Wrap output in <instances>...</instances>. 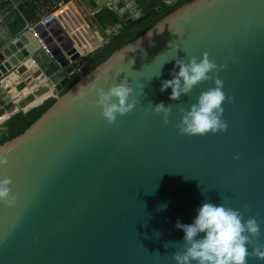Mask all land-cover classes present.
Returning a JSON list of instances; mask_svg holds the SVG:
<instances>
[{"label":"water","instance_id":"1","mask_svg":"<svg viewBox=\"0 0 264 264\" xmlns=\"http://www.w3.org/2000/svg\"><path fill=\"white\" fill-rule=\"evenodd\" d=\"M154 1L159 11L174 0ZM95 2H110L119 14L135 8L132 0ZM35 31L52 35L43 41L48 53L33 41L36 60L20 47L25 35L0 50V122L56 98L21 135L0 145L6 161L0 175L11 179L17 196L13 207L0 204V264H174L173 253L183 250L176 221L191 223L208 201L254 217L257 242L264 243V0H194L62 96L67 69L102 44L80 53L56 20ZM203 53L218 66L227 127L187 136L178 131V109L187 110L212 80L176 101L160 83L171 79L175 60L199 61ZM121 79L136 103L109 125L87 91ZM149 102L170 106L167 124ZM247 264L264 260L250 257Z\"/></svg>","mask_w":264,"mask_h":264},{"label":"clouds","instance_id":"2","mask_svg":"<svg viewBox=\"0 0 264 264\" xmlns=\"http://www.w3.org/2000/svg\"><path fill=\"white\" fill-rule=\"evenodd\" d=\"M219 67L222 68V65ZM217 71V64L209 59L207 53H203L199 61L196 57H190L187 63L183 59L175 60L170 71L171 79L161 81L160 91L170 89L169 99L172 101L189 94L201 81L211 79L213 82V87L201 92L187 110L178 109L181 113L177 125L179 133L203 136L226 130V122L221 118L226 96ZM87 93H94V104L109 125L114 123L118 115L130 112L136 103L134 99H129L133 96V89L127 79H121L107 90L92 85ZM87 93H79L77 98H83ZM227 99L231 100V97ZM149 103L152 111L162 114L163 123L167 124L170 106H165L163 102L154 106ZM5 163V160L0 159V167ZM11 184L8 176L0 175V204L8 207H13L17 200ZM175 227L183 232V250L173 253L174 264H247L250 257L264 260V243L257 242L261 235L260 224L254 217L245 219L244 214L237 209L211 201L203 202L191 223L184 224L177 220Z\"/></svg>","mask_w":264,"mask_h":264},{"label":"trees","instance_id":"3","mask_svg":"<svg viewBox=\"0 0 264 264\" xmlns=\"http://www.w3.org/2000/svg\"><path fill=\"white\" fill-rule=\"evenodd\" d=\"M59 1L67 3L71 0H21L17 6L11 0L0 1V19L10 39L24 31L26 24H35L40 16L54 9ZM135 10L131 13L119 14L112 6H103L92 16V24L106 39L100 48L85 59L82 68L70 66L68 83L61 88L57 96L67 93L83 76L108 59L112 53L144 35L155 24L173 13L178 8L194 0H174L164 4L163 8L155 11L157 6L154 0H132ZM93 9L97 7L93 4ZM120 26L115 32L106 34L107 28ZM6 42L0 39V49ZM56 98H48L42 104L32 107L25 112H16L0 124L4 135L0 138V145L21 135L29 128L52 104Z\"/></svg>","mask_w":264,"mask_h":264},{"label":"crops","instance_id":"4","mask_svg":"<svg viewBox=\"0 0 264 264\" xmlns=\"http://www.w3.org/2000/svg\"><path fill=\"white\" fill-rule=\"evenodd\" d=\"M11 1L14 3L15 6H17V4L21 2V0H11ZM62 3L63 6L57 9L56 11L55 20L58 21L62 26V28L67 31L70 38L74 42V46L77 48V50L80 53L83 51L86 52L91 51L93 48L98 47L101 44L105 43L106 39L104 38L103 34L92 24V16L95 14V12H97L98 9H100L103 6H107V7L113 6L110 2H106L105 4H102L99 7L97 6L95 0H71L67 3L64 2ZM93 4L97 7V9L92 8ZM133 10L134 8L129 9L126 12L131 13ZM1 23L2 22H0V39L6 43L3 45V47L0 50H2L10 42H16L19 36L25 35L24 42H21L20 47H22L29 53L30 59L32 58L36 60L38 57L37 56L38 49L40 48L37 49V47L35 46L33 42L34 41L33 37L26 34V32L22 31L19 35H17L14 38L16 39V41H12L13 39L8 38L7 31ZM105 32L107 35H109L110 33L115 31H113L112 27L111 28L109 27L106 29ZM47 35L52 36L50 33L46 32L45 36L42 37L43 41L46 37H48ZM86 58L87 57L82 58L83 64L77 66L82 68L85 64ZM5 120L1 122H4Z\"/></svg>","mask_w":264,"mask_h":264},{"label":"built area","instance_id":"5","mask_svg":"<svg viewBox=\"0 0 264 264\" xmlns=\"http://www.w3.org/2000/svg\"><path fill=\"white\" fill-rule=\"evenodd\" d=\"M63 6V3L61 1L57 2L55 4L54 9H52L50 12L42 15L39 20L35 24H26L25 31L30 32L33 39L36 41L38 47L43 50L45 53H48L47 47L43 42L42 36H40L39 32H35V28L37 26H41L42 28L46 29V26L48 23L54 21L56 19V11L57 9L61 8ZM1 22V19H0ZM16 39H13L12 41H15Z\"/></svg>","mask_w":264,"mask_h":264},{"label":"bare ground","instance_id":"6","mask_svg":"<svg viewBox=\"0 0 264 264\" xmlns=\"http://www.w3.org/2000/svg\"><path fill=\"white\" fill-rule=\"evenodd\" d=\"M0 1H2V0H0ZM4 1H5V0H4ZM134 5H135V3H134ZM134 10H135V8H134ZM134 10H133V11H134ZM124 13H125V12H124ZM127 13H128V12H127ZM1 22H2V20H1ZM34 30H35V29H34ZM24 32L27 33V31H25V29H24ZM35 32H36V31H35ZM28 33H30V32H28ZM30 34H31V33H30ZM31 36H32V35H31ZM13 39H14V38H13ZM15 41H16V40H15ZM35 42H36V41H35ZM39 102H40V100L35 101V105H33V106H31V107H28L25 111H27L28 109H30V108H32V107H36V106H38V105H39V104H38ZM25 111H24V112H25ZM18 112H19V111H18ZM21 112H22V111H21ZM14 114H15V113H14ZM11 116H12V115H11ZM8 118H9V117H8ZM8 118H7V119H8ZM1 123H2V122H1ZM1 123H0V124H1Z\"/></svg>","mask_w":264,"mask_h":264}]
</instances>
